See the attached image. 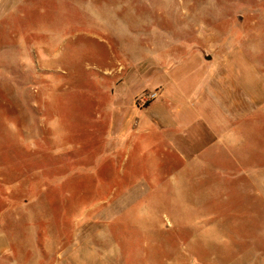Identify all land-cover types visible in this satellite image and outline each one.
<instances>
[{"label":"rangeland","instance_id":"obj_1","mask_svg":"<svg viewBox=\"0 0 264 264\" xmlns=\"http://www.w3.org/2000/svg\"><path fill=\"white\" fill-rule=\"evenodd\" d=\"M198 65L200 164L111 147L113 92L145 109ZM0 264H264V0H0Z\"/></svg>","mask_w":264,"mask_h":264},{"label":"crops","instance_id":"obj_2","mask_svg":"<svg viewBox=\"0 0 264 264\" xmlns=\"http://www.w3.org/2000/svg\"><path fill=\"white\" fill-rule=\"evenodd\" d=\"M197 71H200L201 74H199L197 77L196 82H194L190 88H188V91L187 87L185 88L178 85L177 93L173 95V92L168 91L166 85H163V89H161V92L159 91L156 100L145 109L136 106L134 100L131 101L129 106H127L128 108H125L122 102L123 99L121 98L118 90L113 92V101L110 104V110L112 115L116 117V120L113 119L112 124V129L115 130L113 131L115 134L111 135V147L126 146L129 144L138 145L139 143H143V146L145 147H141L143 149L142 154L146 151H150L151 155L160 156L161 159L164 160L165 163L167 162L166 164H169L170 166L174 167L176 165L178 168H184V163L197 162L200 164V157H202V155H206L204 154L206 151L207 154H210L208 149L211 145V142H214V138L217 139L219 136L224 137V132L213 137L215 134L214 129L212 130L207 126L196 127V124H191L195 123L192 121V119L197 121V119L199 120L201 118V120L203 119V121L206 122L205 115L203 114H206L207 110L209 112V109H207L208 103L206 101L205 95L199 96L197 98V102H195L193 99L188 102L183 101V98H185V93L188 95L190 91L193 92L194 90L204 88L205 86L207 90L208 87L212 89L214 83L211 82L209 84L203 82L205 80H209V78L213 76L212 65L205 67L198 65ZM220 75H222L221 71H218L215 77H219ZM161 95L164 98H162ZM160 97L161 100L157 102ZM123 108L127 110L130 109L129 118L126 116V118L124 117L122 119V117L118 118L116 116L123 114ZM234 109L235 107L230 105L231 113ZM153 110L154 113H151ZM235 110L236 113L237 111H240V109ZM235 112L232 114H236ZM148 114H151V120L148 119ZM153 132H159L163 139L165 137L167 141L165 146L162 148L155 146L157 141L154 139L155 133ZM209 136L210 139H208ZM131 187L132 186H129L126 190H132L133 188ZM163 197H166L167 200L162 199ZM163 197L160 196L154 198L157 202L156 204L163 203L162 208L166 209L163 211H168V214H161L163 220L161 221L165 224L168 223L169 225H176L177 219H175V216L171 214V212L178 211L179 209L176 196L173 194L172 190V194L171 191H167ZM206 204L208 203H201L199 207L205 206ZM205 210L207 211V208L196 209L194 212H198L199 216L203 217L204 214L202 211ZM195 219L199 218H192V220Z\"/></svg>","mask_w":264,"mask_h":264},{"label":"water","instance_id":"obj_3","mask_svg":"<svg viewBox=\"0 0 264 264\" xmlns=\"http://www.w3.org/2000/svg\"><path fill=\"white\" fill-rule=\"evenodd\" d=\"M206 59H207V60H210L211 58L207 56Z\"/></svg>","mask_w":264,"mask_h":264},{"label":"built area","instance_id":"obj_4","mask_svg":"<svg viewBox=\"0 0 264 264\" xmlns=\"http://www.w3.org/2000/svg\"><path fill=\"white\" fill-rule=\"evenodd\" d=\"M154 98H155V95L152 96V99H154Z\"/></svg>","mask_w":264,"mask_h":264}]
</instances>
